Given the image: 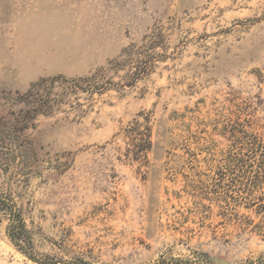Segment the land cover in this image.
Segmentation results:
<instances>
[{
  "label": "rangeland",
  "instance_id": "obj_1",
  "mask_svg": "<svg viewBox=\"0 0 264 264\" xmlns=\"http://www.w3.org/2000/svg\"><path fill=\"white\" fill-rule=\"evenodd\" d=\"M94 76L48 83L23 181L0 168L32 242L0 215V264L264 260V0H0L2 122Z\"/></svg>",
  "mask_w": 264,
  "mask_h": 264
},
{
  "label": "trees",
  "instance_id": "obj_2",
  "mask_svg": "<svg viewBox=\"0 0 264 264\" xmlns=\"http://www.w3.org/2000/svg\"><path fill=\"white\" fill-rule=\"evenodd\" d=\"M95 78H84L80 80L68 81L63 77H56L48 80H41L33 85L30 90L13 99V104L22 105L23 108L17 113L12 114V119L7 123L0 120V168L4 172L13 168L11 179L21 182V176H25L30 162V156L27 152V145L30 144L28 137L24 134L28 130L36 128L35 121L40 115H49L55 110V107L63 104L61 100L53 99L50 88L46 87L48 83L55 86L57 83L69 84L66 87L70 92L84 91L88 93H100L104 88L98 84H91ZM72 94V93H67ZM146 132L138 130L137 135L141 136L136 148L140 154H144L151 149L150 129L145 128ZM256 148V147H255ZM257 148H260L258 146ZM264 147H261V149ZM0 215L8 222L6 227L10 240L22 251L32 255V242L30 231L28 230L21 210L18 208L13 194L11 192L0 191ZM164 263L163 261L160 264ZM264 264V260L257 263Z\"/></svg>",
  "mask_w": 264,
  "mask_h": 264
},
{
  "label": "water",
  "instance_id": "obj_3",
  "mask_svg": "<svg viewBox=\"0 0 264 264\" xmlns=\"http://www.w3.org/2000/svg\"><path fill=\"white\" fill-rule=\"evenodd\" d=\"M217 262L224 263L222 260L214 259Z\"/></svg>",
  "mask_w": 264,
  "mask_h": 264
}]
</instances>
